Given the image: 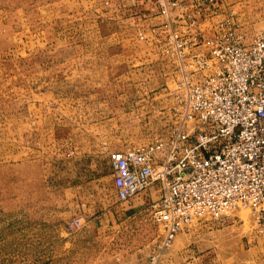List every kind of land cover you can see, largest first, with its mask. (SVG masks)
Here are the masks:
<instances>
[{"label": "rangeland", "instance_id": "rangeland-1", "mask_svg": "<svg viewBox=\"0 0 264 264\" xmlns=\"http://www.w3.org/2000/svg\"><path fill=\"white\" fill-rule=\"evenodd\" d=\"M153 1L0 0V264H264L254 209L195 220L165 250L150 199L121 213L109 152L167 136L179 106L138 36ZM218 7L247 43L264 30V0ZM110 208L120 220L93 222Z\"/></svg>", "mask_w": 264, "mask_h": 264}, {"label": "built area", "instance_id": "built-area-1", "mask_svg": "<svg viewBox=\"0 0 264 264\" xmlns=\"http://www.w3.org/2000/svg\"><path fill=\"white\" fill-rule=\"evenodd\" d=\"M155 1L163 19L140 28L138 36L176 83L173 128L167 136L111 150L109 159L120 202L159 186L160 197L146 210L164 228L165 250L204 216L251 208L264 222V30L247 43L219 0H193L178 17L173 12L181 0ZM80 224L78 217L71 221Z\"/></svg>", "mask_w": 264, "mask_h": 264}, {"label": "crops", "instance_id": "crops-1", "mask_svg": "<svg viewBox=\"0 0 264 264\" xmlns=\"http://www.w3.org/2000/svg\"><path fill=\"white\" fill-rule=\"evenodd\" d=\"M193 0H181V2L183 3V6L181 8H176L173 12V16L178 17L181 14H184V12L187 11L188 9V4L191 3ZM152 7L150 6H144L142 7V12L139 15L141 17L142 14H148L151 15L148 18L144 19V21L142 22V25L147 27L149 24H153L156 22H160L163 17L162 16H158L159 13V7L156 3V1H153V4H151ZM145 42V41H144ZM148 46H151L148 42H145ZM160 191H159V186L157 184H153L151 185L148 189L139 192L132 200L131 205L127 206V208H125V212H121L123 214H131V212H137L138 210H140L141 208L145 207V201L150 199H157L160 197ZM138 197V198H137ZM135 199V200H134ZM119 208H115V210H112L111 208L104 211L102 214H98L94 217L93 222L95 224H99L101 226H107L108 224L114 223V221L116 220H120L121 214H119L118 216L117 211Z\"/></svg>", "mask_w": 264, "mask_h": 264}]
</instances>
